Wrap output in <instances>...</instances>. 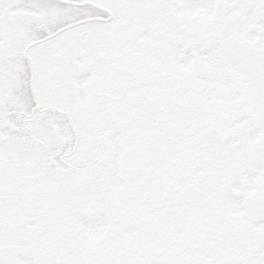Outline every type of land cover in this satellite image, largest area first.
Listing matches in <instances>:
<instances>
[{
  "label": "snow or ice",
  "instance_id": "snow-or-ice-1",
  "mask_svg": "<svg viewBox=\"0 0 264 264\" xmlns=\"http://www.w3.org/2000/svg\"><path fill=\"white\" fill-rule=\"evenodd\" d=\"M0 264H264V0H0Z\"/></svg>",
  "mask_w": 264,
  "mask_h": 264
}]
</instances>
